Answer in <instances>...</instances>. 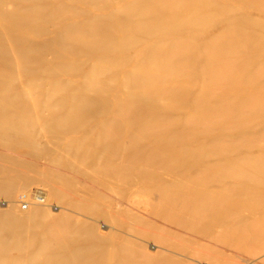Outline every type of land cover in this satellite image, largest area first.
I'll return each mask as SVG.
<instances>
[{"label": "rangeland", "instance_id": "rangeland-1", "mask_svg": "<svg viewBox=\"0 0 264 264\" xmlns=\"http://www.w3.org/2000/svg\"><path fill=\"white\" fill-rule=\"evenodd\" d=\"M22 1L26 9L20 10H24L23 14L31 13L30 21L15 27L5 23L0 14V207L3 208L0 211V232L8 229L13 231V236L8 241L0 237V244L37 246L44 250L46 247L41 246L40 242L49 239L55 243L47 249L66 246L74 249L68 258H54L67 264H124L120 258L124 256V252L131 259H137L142 252L153 260L152 264H264V255L254 256L249 250L248 239L252 224L264 223V194L243 199L233 206L236 212L234 216L197 235L196 223L188 216V225L178 227L166 223L159 216L161 212L153 214L154 208L164 211L169 207L160 204L162 185L157 184L158 181H173L172 172H163L160 178L151 179L150 183H141L136 174H131V184L103 175L107 150L102 145L108 141L98 136V125L107 118L99 114L93 115L92 112L78 116L75 111L79 106L75 104L78 100H83L87 101L86 108L95 109L100 106L97 102L104 101L105 108L112 115L119 105L132 101L139 89L130 86L131 74L136 67L149 65L148 62H139L135 57L136 53L148 52L156 43L141 38L133 46V50L127 53L132 59L125 61L126 54L122 51H116L118 53L114 56L103 53L93 55L82 45L73 43L74 38H69L67 45L61 42L66 41L68 29L73 30L67 36H71L70 33L76 31L74 29L86 30L87 22L98 16L112 18L115 31L113 38L116 41L133 37L130 32L117 34L116 31L121 27L124 8L134 0ZM221 3L231 6L233 13H223L225 16L219 13L207 27L191 30V34L198 36L197 45L203 42L208 44L214 38L213 35L216 37L227 30L230 26L227 25L229 17H226L231 15L244 21L248 27L263 25L254 28L264 43L263 8L255 2L248 4L249 9L240 2L231 0H222ZM205 10L199 8L196 11L203 13ZM262 51L264 52V44ZM21 57H24V61H21ZM7 59L14 61L11 65L7 64L8 67L5 64ZM261 62L263 59L259 58L257 63ZM95 68L101 70L94 79L96 89L86 91L84 86L89 81L88 73ZM184 70L193 77L201 74L195 66ZM252 71L251 66L246 71V76H250ZM192 83L194 82L190 79H185V88H190ZM208 84L207 81L199 80L195 89L191 88V93L211 94L205 89ZM171 87L174 88L175 85ZM231 88L239 91L238 97H249L251 91L264 89V79L250 87V92L240 91L239 85H232ZM144 102L151 107L170 105L168 102L155 103L149 98ZM213 104L214 101L209 103ZM185 112L183 116H193L192 110ZM67 113H71V117H67ZM151 121L146 117L133 124L129 116L125 118L118 139L109 142L117 144L115 141L118 140L125 151L129 150L132 140L133 145L153 147V135L133 138L138 126ZM232 122L234 121H229ZM260 124L264 126V115H252L250 124L245 126L254 128L256 125L260 127ZM247 136L257 142L256 133ZM239 137L240 134L231 131L203 136L200 138L202 145H196L192 158L201 159L208 165L219 163L213 155L232 154L237 149L233 141ZM170 138H173L172 135L165 136L162 139L164 143L161 144L162 148H169V151L172 149ZM213 141H218V145H213ZM120 152L124 155L122 150ZM258 154L257 151L251 153L253 156ZM118 163L121 166L127 165L125 161L118 160ZM179 165L188 166L184 161ZM223 185L216 186L221 189ZM198 189L204 190L201 186ZM257 190L251 189L254 194ZM260 190L264 193V186ZM36 194L41 201H38ZM24 204L27 209H23ZM8 211H15V216L8 217ZM18 212L28 216L21 218L17 215ZM224 222L230 225L225 227ZM62 223H68L65 225V233L60 228ZM23 231L32 233L25 236ZM36 231L39 234H35ZM241 235L245 238H239ZM115 236L126 240L120 242ZM78 238L79 243L74 246V239ZM98 239L102 240L98 245H107L106 250L109 247L117 250L116 254L112 253V258L111 254L101 250V255L107 254L108 259L91 261L93 255L100 252V249L97 252L94 250ZM85 246L89 248L87 253L81 250ZM116 255L118 257L115 259ZM45 261L36 254L29 258L28 264H42ZM127 261L139 264V260Z\"/></svg>", "mask_w": 264, "mask_h": 264}, {"label": "bare ground", "instance_id": "bare-ground-1", "mask_svg": "<svg viewBox=\"0 0 264 264\" xmlns=\"http://www.w3.org/2000/svg\"><path fill=\"white\" fill-rule=\"evenodd\" d=\"M231 1L240 2L246 9H249L250 2H255L264 9V0ZM221 2L222 0H134L124 8L121 15V27L116 31L117 34L130 32L133 37L116 41L115 37L113 38L115 31L111 23L112 18L98 16L87 22L86 30L74 29L76 31L70 33L72 37L67 35L73 29H68L66 41L61 42L67 45L69 38H74L73 43L82 45L93 55L103 53L114 56L118 53L116 51H122L126 54L125 61L132 59L127 56V53L133 50V46L139 43L141 38H147L156 43L148 52L137 51L136 53L135 57L139 62H148L149 65L138 66L131 74L130 86L139 89L138 95L132 101L119 105L115 113L111 115L105 108L104 101L97 103L94 102L96 100L92 101V103H100V106L94 109V107L86 108L87 101L78 100L75 105L79 107H76L75 113L80 116L92 112L93 115L99 114L107 118L98 125V136L108 141L107 144L102 145L107 150L106 167L103 168V175L107 178L131 184L133 181H130L129 177L131 174H136L137 180L141 183H150L151 179L160 178L161 173L172 172L173 181L170 183L158 181L157 184L162 185L159 194L160 204H166L169 207L164 211L154 208L153 214L161 212L159 216L166 223L178 227L188 225L186 221L188 216L196 223L197 235L234 216L236 212L233 206L235 207L243 199L264 194L260 190V187L264 186V126L261 124L260 127L256 125L254 128L245 126L250 124L252 115L255 117L264 115V89L257 88L255 92L249 90L264 79V52L262 51L264 43L254 28V26L262 27L263 25L254 24L248 27L244 21L231 15L226 17H229L227 25L230 27L216 37L213 35L214 38L208 44L203 42L197 45L198 36L190 33L191 30L207 27L215 21L219 13L229 15L233 13L231 6L223 5ZM24 4L22 0H0L1 19L9 25L21 26L31 16V13L23 14L24 10H20L26 9ZM199 8L206 10L200 13L196 11ZM190 35L192 37H189ZM259 58H262L263 62L257 63ZM20 59L24 61V57ZM157 60L160 62L155 63ZM13 62L7 59L5 64L7 66ZM190 66L197 67L201 74L193 77L186 73L184 68ZM251 66L252 74L246 76V71ZM98 73H101L98 68L88 73L89 81L84 86L86 91L96 89L94 79ZM185 79L194 82L193 85H189L190 88H185L187 87L184 84ZM199 80L209 83L208 88H204L211 92V94L208 93L210 96L207 93H191V88L195 89ZM174 85V88L171 87ZM232 85H239L240 91H251L250 96L238 97L239 91L232 89ZM148 98L155 103L168 102L171 106L151 107L144 102ZM211 101L215 104L209 105ZM188 109L193 111V116L189 115L192 117L183 116ZM70 115L72 114H66L67 117H71ZM129 116L133 124L146 117L152 120L148 124L138 126L133 133V138L153 135L155 146L133 145L134 140L131 139L129 150L125 151L120 147L118 140L115 141L117 144L109 142L118 139L125 124V118ZM229 121L234 122L229 123ZM229 131L240 134V137L233 141L237 149L232 154H214V159L219 163L212 165H208L201 159L192 158L196 145H202L201 137ZM250 133L257 134L258 144L250 140V137L248 138L247 135ZM167 135L173 137L170 138L171 151L169 148L161 147L164 143L162 139ZM212 144L218 145V141H213ZM121 150L124 155L121 154ZM254 151L259 154L251 155ZM118 160L125 161L127 165L121 166ZM181 161L186 162L188 166H180ZM222 183L225 187L223 185V188L218 189L216 185ZM200 186L204 190H199ZM252 188L258 189L255 194L252 193ZM36 198H38L37 194ZM38 201H41L40 197ZM23 209H27V205ZM7 221L10 222L8 219ZM68 223L60 224L63 233ZM224 223L225 227L230 225L228 222ZM251 228L248 237L249 250L254 256L264 255V223H253ZM239 238L242 239L245 236L241 235ZM78 240L79 238L74 239L76 243L74 246L79 243ZM164 241L174 247L169 244V241ZM54 243L55 241L46 239L41 240L40 245L47 249ZM99 243H102L101 239H98L95 245L94 250L97 252L100 249V252L93 255L91 259L93 262L108 259L107 254L101 255V250L107 252L105 248L107 245L104 243L98 245ZM81 250L89 252L86 246ZM123 255L120 258L124 264L128 262L127 260L133 259L135 262L139 260V264H152L153 261L142 252L137 259H131L126 252ZM2 259H4L3 256L0 257V260ZM59 262L61 261L53 258L42 264H67Z\"/></svg>", "mask_w": 264, "mask_h": 264}, {"label": "crops", "instance_id": "crops-1", "mask_svg": "<svg viewBox=\"0 0 264 264\" xmlns=\"http://www.w3.org/2000/svg\"><path fill=\"white\" fill-rule=\"evenodd\" d=\"M3 210L2 207H0V211ZM6 214L9 216H11V218H13V216H15V211H8L6 212ZM17 215L21 218H24L23 216H28V215H20V213L18 212ZM7 217V219H8ZM23 235L25 236H30L31 235V231H23L22 232ZM35 234H39V231H36ZM13 236V231L12 230H7V231H3L0 232V237L5 241H8L9 239H11V237ZM118 236V235H117ZM116 240H119L120 242H122L124 239L121 240V238H116V236L114 237ZM126 240V239H125ZM124 240V241H125ZM115 249H111L110 247L107 250V253L109 254H116ZM37 252H42V253H37ZM74 252V249L72 247H63V248H58V247H50L48 249H44V250H40L37 246H22V247H15L12 244H8V243H2L0 244V255L4 256L3 260H0V264H28L29 258L34 256V255H39L40 259L43 260H49V259H53V258H62V257H70ZM117 257H115L116 259Z\"/></svg>", "mask_w": 264, "mask_h": 264}, {"label": "built area", "instance_id": "built-area-1", "mask_svg": "<svg viewBox=\"0 0 264 264\" xmlns=\"http://www.w3.org/2000/svg\"><path fill=\"white\" fill-rule=\"evenodd\" d=\"M21 202H22V201H21ZM22 203H23V202H22ZM22 207H23V208H26V205L24 204V205H22Z\"/></svg>", "mask_w": 264, "mask_h": 264}]
</instances>
